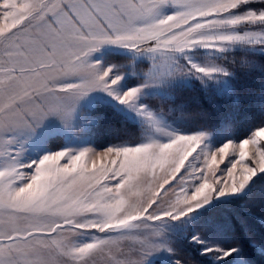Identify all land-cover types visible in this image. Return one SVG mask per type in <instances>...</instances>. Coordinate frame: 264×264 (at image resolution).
<instances>
[{
	"label": "snow or ice",
	"instance_id": "6c2138e0",
	"mask_svg": "<svg viewBox=\"0 0 264 264\" xmlns=\"http://www.w3.org/2000/svg\"><path fill=\"white\" fill-rule=\"evenodd\" d=\"M250 2L264 0H0V157L6 158L0 166V264H146L164 247L157 222L180 219L214 196L240 193L264 173V126L211 152L201 148L204 133H168L166 142L61 150L28 165L18 163L19 150L9 147L6 135L35 131L51 115L69 119L76 102L97 89L153 119L137 103L140 88L117 93L121 77H113L112 68L99 70L88 57L104 44L167 54L262 42L221 31L264 24V9L228 16ZM168 6L177 10L156 15ZM189 67L209 78L229 74ZM70 76L78 79L64 83ZM195 158L201 163L190 166ZM93 230L110 235L76 239ZM204 251L226 259L237 249Z\"/></svg>",
	"mask_w": 264,
	"mask_h": 264
},
{
	"label": "rangeland",
	"instance_id": "374dc122",
	"mask_svg": "<svg viewBox=\"0 0 264 264\" xmlns=\"http://www.w3.org/2000/svg\"><path fill=\"white\" fill-rule=\"evenodd\" d=\"M249 9L259 11L264 9V3L242 4L228 13V16L245 14ZM176 10L168 6L158 9L156 15L161 17ZM221 31L259 36L262 42H236L224 46L223 50L196 46L184 52L167 54L147 50L138 51L114 44L102 45L88 57L89 62H98L99 70L112 68V76L121 77L115 88L117 93L122 94L130 88H140L137 103L144 105L147 111L153 114V119L119 103L113 96L102 90H93L76 102L69 119L61 120L51 115L35 131L16 130L6 134L12 140L9 147L19 150L18 163L33 164L44 155L61 150L78 152L90 148L102 151L108 147L134 146L150 139L166 142L171 138L168 133H204L205 139L201 148L209 152L215 151L228 141L238 143L248 138L255 129L245 135H238L236 130L224 121V115L216 116L214 122L207 121L204 123L208 124L196 127L195 123L188 122L171 110L162 109L160 105L162 97L166 99L169 93H174L183 86L196 87L201 95H204L206 91L207 94L212 95L213 92L226 89L231 81V73L227 68V54L234 50L264 54V24H241L226 27ZM189 62L204 67H220L227 70L229 74L227 76L215 74L210 78L198 75L190 71ZM177 68L182 70L180 74H176ZM77 79L76 76H70L63 82L69 83ZM192 94L195 93L192 92ZM206 104L210 107L208 101ZM111 114L136 125L138 140L127 142L123 136L109 141L110 136H116V133L110 134L103 128L104 119ZM116 122L118 128L115 129L120 131L117 119ZM132 135L128 131L126 138ZM232 159L234 157H229L225 164L221 165L220 174L226 170ZM5 160L6 158L0 157V166L5 163ZM200 163L201 161L195 158L190 161V166H199ZM31 170L25 169V171ZM179 183L180 180L177 179L173 182V186ZM230 215L234 219L233 224L240 226L242 237H233L229 222ZM154 227L160 232L158 243L164 247L148 256L146 264H176L177 260H181L182 264L186 260H190L192 264H256L253 257L259 260L257 264H264V173H258L253 177L240 193L222 197L214 196L207 204L180 219L167 218L157 222ZM254 229L256 231H253ZM93 235L110 234L97 233L93 230L81 232L76 239L83 243ZM242 243L244 246L241 245ZM207 248H236L237 251L226 259H218L219 253L205 252Z\"/></svg>",
	"mask_w": 264,
	"mask_h": 264
},
{
	"label": "trees",
	"instance_id": "16d2710c",
	"mask_svg": "<svg viewBox=\"0 0 264 264\" xmlns=\"http://www.w3.org/2000/svg\"><path fill=\"white\" fill-rule=\"evenodd\" d=\"M227 55V68L231 73V81L226 89L213 92L212 95L207 94L206 91L204 95H201L196 87L183 86L174 93H169V97L166 99L165 97L160 99L162 109L171 110L188 122L195 123L196 127L208 124L204 123L207 121L214 122L216 116L224 115V121L228 122L238 135H245L264 124V54L248 50H234ZM241 61H247L248 66L240 67ZM207 101L210 103V107L207 106ZM116 119L119 121L120 131L115 129L118 128ZM104 120L103 129L110 134L116 133V136H110L109 141L117 140L123 136L127 142L128 140L131 142L138 140L136 125L118 119L115 114L108 115ZM128 131L133 134L130 138H126ZM228 205L232 206V204ZM233 221L234 219L230 215L229 222L233 237H242L240 226L233 224ZM256 230L258 231L257 227ZM241 245L244 246V243ZM253 259L256 264L257 261L259 262L257 258L253 257Z\"/></svg>",
	"mask_w": 264,
	"mask_h": 264
}]
</instances>
